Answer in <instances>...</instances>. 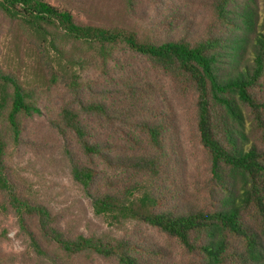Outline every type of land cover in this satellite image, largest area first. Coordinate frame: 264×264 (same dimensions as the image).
<instances>
[{
    "label": "trees",
    "instance_id": "trees-1",
    "mask_svg": "<svg viewBox=\"0 0 264 264\" xmlns=\"http://www.w3.org/2000/svg\"><path fill=\"white\" fill-rule=\"evenodd\" d=\"M122 1L139 26L88 24L58 0H0L29 72L0 61V245L12 219L20 263L158 264L133 224L197 264H264V0H207L208 25L195 0ZM148 2L160 5L150 23L137 16ZM189 131L205 161L199 204L183 197ZM52 140L90 212L124 231L74 226L28 184L15 156L54 153Z\"/></svg>",
    "mask_w": 264,
    "mask_h": 264
},
{
    "label": "rangeland",
    "instance_id": "rangeland-1",
    "mask_svg": "<svg viewBox=\"0 0 264 264\" xmlns=\"http://www.w3.org/2000/svg\"><path fill=\"white\" fill-rule=\"evenodd\" d=\"M61 1L66 8H69L79 16L84 22L96 25H123L130 26L135 23H141L138 20H131L122 10V0H58ZM188 7L191 6V0H181ZM207 0H195L193 3L194 19L199 21L201 25L209 24V15L205 2ZM149 3V2H148ZM145 3L137 16L142 15L145 22H149L152 18L153 11L158 9L160 5ZM151 14V15H150ZM138 18V17H136ZM1 21V17H0ZM139 26V24H138ZM18 22H0V61L6 69L12 70L18 74V67H21L23 75H29V72L22 66L28 63L25 58L18 65V51L15 50V39H18V34L21 33ZM16 37V38H15ZM28 54L25 52V55ZM84 71H89L84 67ZM36 123L28 122L26 131L31 135ZM38 128V127H37ZM188 130V128L185 126ZM47 135V131H43ZM27 136V135H26ZM248 140L251 143L258 144V140L253 132L248 131ZM54 153L44 151L42 156L34 157L32 153L23 150L15 156V161L18 162V170L25 177L28 184L37 188V191L43 195L44 199L49 201L51 205L61 213L65 220L74 226H85L91 230H99L104 228L110 233L124 231L122 225H112L107 221L95 217L87 207L86 200L83 195L77 190L69 178L68 170L59 157L56 155L55 141H51ZM187 166V172L184 183L183 197L185 203L202 202L200 193L203 188V177L199 170L205 167L204 157L198 148L193 134L189 131L188 136H185V150L182 153ZM191 177V179H190ZM202 194V193H201ZM5 224V223H4ZM8 230V241H4L0 245L2 253L6 254L5 264H30L29 261L20 263L22 258L12 254L19 255L22 250V240L20 238L19 228L12 219L6 222ZM128 228L134 233L145 238L151 248H154L160 253L158 264H197L198 259L193 254H189L174 238H170L156 229L147 226L133 225ZM83 230V229H81ZM134 230V231H133ZM100 264H112L100 261Z\"/></svg>",
    "mask_w": 264,
    "mask_h": 264
}]
</instances>
